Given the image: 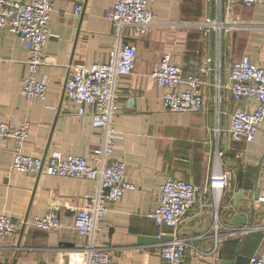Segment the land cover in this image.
I'll return each instance as SVG.
<instances>
[{"label": "crops", "instance_id": "0c3cea01", "mask_svg": "<svg viewBox=\"0 0 264 264\" xmlns=\"http://www.w3.org/2000/svg\"><path fill=\"white\" fill-rule=\"evenodd\" d=\"M113 0H53L45 51L48 63L39 77L47 84L43 100L31 102L21 94L26 75L27 50L18 35L0 30V122L28 125L22 151L45 157L52 150L89 157L101 143V132L91 105L70 101L64 84L72 66L91 65L108 58L116 43L115 30L106 18ZM80 4L81 11L74 13ZM155 12L154 24L143 36L134 29L124 32L123 43L135 47L131 73L117 80L118 110L112 124L120 134L114 159L126 164L125 177L136 185L126 190L99 222L97 244L110 249L112 264H159L162 243L140 242L142 237L177 236L187 240L185 264L233 260L236 253L248 258L264 250V120L253 140L230 138V113L236 105L247 109L251 101L235 102L227 87L233 61L247 54L264 67V1L246 6L230 0H148ZM206 18L220 24L203 31L197 25ZM165 54H170L181 73L199 75L203 107L196 112L167 111L150 74ZM207 70L201 72V68ZM182 88V86H180ZM14 141L0 143V214L29 220L57 208L65 228L44 230L26 224L16 234L0 240L6 264H67L68 253L86 238L72 227L75 209L85 194L93 193V180L17 172L11 168ZM221 152L218 161L215 152ZM231 170L229 185L221 190L208 186L219 165ZM190 182L197 188L192 207L176 228L156 226L148 214L158 205L160 187L167 177ZM238 196V201L235 197ZM237 203V207L235 204ZM217 214L224 224L233 215L246 217V225L263 226L238 238L214 239L210 225Z\"/></svg>", "mask_w": 264, "mask_h": 264}, {"label": "built area", "instance_id": "2783aa9c", "mask_svg": "<svg viewBox=\"0 0 264 264\" xmlns=\"http://www.w3.org/2000/svg\"><path fill=\"white\" fill-rule=\"evenodd\" d=\"M235 1L251 6L264 0H230V4ZM52 9L53 0H0V30L6 28L18 35L27 50V72L21 85V94L28 102L43 100L46 96L47 84L39 77V71L41 66L49 61L45 47L47 39L51 36L49 19ZM81 9L82 6L78 4L74 13L78 14ZM154 17L155 12L148 6V0H113L112 6L106 12V18L115 30L116 43L108 58L91 65L74 64L66 78L64 88L67 98L79 106V114L85 113L84 105H91L92 115L101 132V143L92 148L89 157L63 154L57 150H52L45 157L26 154L22 148L28 139L29 124L0 122V143L10 138L15 144L11 163L13 170H43L48 175L84 178L95 183L94 192L82 196L81 205L75 209L71 223V227L80 236L85 237L86 242L68 253L67 264L111 263L110 249L96 245L99 222L108 214L109 203H117L126 190L136 189V185L125 177V162L112 157L115 140L120 137L112 124L119 102L117 80L120 76L131 73L136 58L135 47L122 42L123 34L125 30L132 28L138 36H143L154 24ZM197 25L203 31L220 28L219 23L209 18ZM206 70L205 67L201 68V72ZM150 76L157 87L165 89L162 97L165 110L196 112L202 109L201 77L184 76L170 54L163 55ZM227 87L235 102L241 99L252 102L247 109L238 105L234 107L230 113L228 129L232 140L249 142L253 140L264 120V67L253 63L247 54L242 55L231 64ZM220 155L221 152H215L217 161ZM230 178L231 170L220 164L217 171L210 176L208 186L212 190H221L229 185ZM196 192L197 188L190 182L169 176L160 187L157 207L148 216L156 226L174 229L192 207ZM257 201L264 202V196H259ZM27 223L44 230L59 231L65 228L55 207L29 220L14 219L1 213L0 240L16 234ZM223 227L224 224L215 214L210 225L214 239L213 252L220 245L218 238L241 237L263 226H227L223 232H219ZM187 245L186 239L177 236L162 243L159 264H185ZM0 264H6L1 254ZM201 264L212 263L205 261ZM248 264H264V250L250 257Z\"/></svg>", "mask_w": 264, "mask_h": 264}, {"label": "water", "instance_id": "95a60500", "mask_svg": "<svg viewBox=\"0 0 264 264\" xmlns=\"http://www.w3.org/2000/svg\"><path fill=\"white\" fill-rule=\"evenodd\" d=\"M235 200L238 201V196L235 197ZM235 207H237V203L235 204ZM247 223V219L246 217L244 218L243 216H239V215H233L230 221V224L233 226H238V225H246ZM24 226H22L21 231L23 230ZM172 237H168V236H162V237H142L140 238V242H144V243H155L158 240H171ZM234 242L238 241V238H234L232 239ZM250 258L236 253L234 255V259L233 260H225L222 259L220 260L219 264H248L249 263ZM112 264V263H110Z\"/></svg>", "mask_w": 264, "mask_h": 264}]
</instances>
